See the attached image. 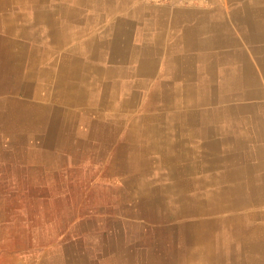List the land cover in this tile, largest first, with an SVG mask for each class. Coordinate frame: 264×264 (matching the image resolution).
<instances>
[{"label": "crops", "instance_id": "1", "mask_svg": "<svg viewBox=\"0 0 264 264\" xmlns=\"http://www.w3.org/2000/svg\"><path fill=\"white\" fill-rule=\"evenodd\" d=\"M18 4L46 27L28 54L39 76L70 105L103 106L171 185L214 202L218 264H264V0ZM60 55L74 65L52 66Z\"/></svg>", "mask_w": 264, "mask_h": 264}, {"label": "rangeland", "instance_id": "2", "mask_svg": "<svg viewBox=\"0 0 264 264\" xmlns=\"http://www.w3.org/2000/svg\"><path fill=\"white\" fill-rule=\"evenodd\" d=\"M21 1L0 0V264H191L186 222L197 217L165 210L192 187L177 195L122 122L99 104L70 105L39 76L45 63L28 54L43 50L46 27L22 19Z\"/></svg>", "mask_w": 264, "mask_h": 264}, {"label": "bare ground", "instance_id": "3", "mask_svg": "<svg viewBox=\"0 0 264 264\" xmlns=\"http://www.w3.org/2000/svg\"><path fill=\"white\" fill-rule=\"evenodd\" d=\"M50 31V30H49ZM53 32V31H52ZM66 34V33H65ZM67 35V34H66ZM72 40V39H71ZM69 42V40L67 41ZM83 46V45H82ZM89 47V46H88ZM84 48V47H83ZM87 48V47H86ZM71 52V50H73V48L70 49V47L68 48ZM81 50V48H80ZM83 52V50H81ZM89 51V49L87 50ZM86 51V52H87ZM84 53V52H83ZM63 55V54H62ZM54 56V55H53ZM56 58V57H55ZM72 58V56H71ZM70 56H59L58 58H56L55 61H53V65L56 67H62L63 64L65 65H70V61H72L71 65H74L75 61L73 60H69ZM88 60V59H86ZM85 62V61H84ZM1 63V60H0ZM69 66H66V68ZM63 68V67H62ZM32 70V69H31ZM3 71V70H2ZM2 71H0V77L2 76ZM33 72V71H32ZM64 72V71H63ZM104 75V74H103ZM69 76V74H68ZM62 78V77H61ZM66 79V78H65ZM74 80V79H73ZM77 81V80H76ZM58 82V81H57ZM64 82V80H63ZM67 82V81H66ZM69 82V81H68ZM67 82V83H68ZM61 83V82H59ZM72 83V82H69ZM96 83V82H95ZM53 84V83H52ZM79 85V84H77ZM59 87V86H58ZM62 87V86H61ZM75 89V88H74ZM67 90V89H65ZM73 90V89H72ZM79 91V90H78ZM69 92V91H68ZM50 93V92H49ZM65 93V92H64ZM76 93V92H75ZM51 94V93H50ZM70 94V93H69ZM106 94V93H105ZM105 96V95H104ZM74 97V96H73ZM73 97H67L66 100H69V102L73 101L72 100ZM111 98V97H110ZM67 104V103H66ZM44 106V105H43ZM60 107V106H59ZM70 107V106H69ZM72 107V106H71ZM78 107V106H77ZM14 108V107H13ZM23 108V107H22ZM37 109V114H39V117L41 116V118H43L44 116H46L44 110L46 111V107H35ZM102 109V108H101ZM24 113V112H23ZM58 113V112H57ZM25 114V113H24ZM23 114V115H24ZM59 114V113H58ZM134 114V113H133ZM140 114V113H139ZM146 114V113H144ZM148 115V114H147ZM142 116V115H141ZM137 117V116H136ZM55 118V117H53ZM136 119V118H135ZM55 121V119H54ZM136 121V120H135ZM135 121H131V122H135ZM112 122V121H111ZM145 122V121H144ZM137 124V123H136ZM24 125V124H23ZM71 128V127H70ZM177 170V169H176ZM178 171V170H177ZM177 174V173H176ZM180 174V173H179ZM184 174V171L183 173ZM182 187V188H181ZM176 187H173V189H175ZM191 188V186L188 185H181L180 184V191L177 193L178 194H182V189L185 191L187 189ZM177 189V188H176ZM183 191V192H184ZM189 191V190H188ZM177 192V191H176ZM187 192V191H186ZM188 193V192H187ZM179 197V196H178ZM177 199L174 200V206L173 207H169L168 209L165 210V214L167 215H172L174 217H197L195 220L193 221H187L186 225L187 228L190 231H194L195 235H196V241L194 242L195 246H193V248H191V251L188 252L192 259H195L197 264H199V260H202L201 264H218V258H221V255H217L215 252V246L217 244L216 240H214V236L215 233L213 232V227L215 225H217L218 221L217 218L215 219V217L211 216L208 217V212L209 211H214V202H206L204 204V202L198 198V195L195 193H188L186 195V198L184 197V200H179L176 201ZM159 208V207H158ZM169 212V214L167 213ZM213 214V213H212ZM178 224V223H177ZM175 224L176 228H178V226L180 227V225ZM181 228V227H180ZM173 236H175L173 234ZM230 252V251H229ZM178 255H181L183 252V249H181V251H177ZM180 253V254H179ZM129 254V253H126ZM175 255V254H174ZM173 255V256H174ZM184 255V254H183ZM186 255V254H185ZM228 253L225 255L226 258L229 259V256H227ZM223 256V257H225ZM184 257V256H183ZM190 257V258H191ZM126 259H128L126 257ZM177 259V258H176ZM176 259H168V258H163L162 260L159 259V257L157 256V258H155V261L157 264H175L174 262L176 261ZM224 260V259H223ZM149 261V260H148ZM127 262V261H126ZM187 262V261H186ZM195 262V263H196ZM194 263V264H195ZM189 264V263H188ZM192 264V263H191Z\"/></svg>", "mask_w": 264, "mask_h": 264}, {"label": "built area", "instance_id": "4", "mask_svg": "<svg viewBox=\"0 0 264 264\" xmlns=\"http://www.w3.org/2000/svg\"><path fill=\"white\" fill-rule=\"evenodd\" d=\"M161 1H176V2H179V3H183V4H194V3H197V2H200V1H203V0H161Z\"/></svg>", "mask_w": 264, "mask_h": 264}]
</instances>
